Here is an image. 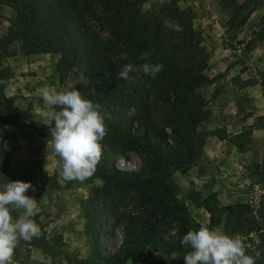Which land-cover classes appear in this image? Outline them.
Segmentation results:
<instances>
[{
	"label": "trees",
	"instance_id": "16d2710c",
	"mask_svg": "<svg viewBox=\"0 0 264 264\" xmlns=\"http://www.w3.org/2000/svg\"><path fill=\"white\" fill-rule=\"evenodd\" d=\"M152 1L1 0L12 15L6 19L5 34L0 36V81L8 82L13 76L2 63L14 56L15 50L21 56L57 55L58 83L69 71L80 70L86 84L77 89L102 105L109 128L102 142V161L95 174L84 181L89 192L78 204L90 257L73 259L72 264H136V257L145 249L168 256L172 264H183L187 250L180 239L189 230L201 227L178 200L172 174H184L196 166L207 136L238 151L249 142V127L231 136L223 126L209 133L200 129L211 115L207 100L198 90L213 82L203 74L207 55L200 45V35L192 29L187 12L176 11L179 0L142 11V6ZM259 1L220 0L231 11L225 33L234 38ZM167 19L177 29L168 26ZM259 24L254 37L245 43L246 50L264 38V16ZM100 32H106V37ZM145 51L151 54L149 59L139 60ZM122 52H127V60L116 59ZM129 62L137 66L145 62L162 64L163 70L154 78L141 73L135 83L129 84L118 78L122 66ZM260 73L264 76V70ZM6 84H0V182H6L5 177L20 180L8 169L10 154L4 149L5 143L15 142L14 116L18 113L15 97L4 93ZM27 121L34 133L48 137L51 123ZM128 154L137 157L138 169L118 166L117 157L127 161ZM47 179L44 184L50 186ZM187 198L207 214L204 227L221 225L229 236L239 235L249 245V252H262L256 264H264V194L259 196L255 210L240 204L220 207L212 196L201 198L195 192ZM35 222L42 231V225ZM118 228L121 238L117 249L103 256L100 237H112ZM26 244L50 248L43 236ZM59 246L61 238L54 236L51 258Z\"/></svg>",
	"mask_w": 264,
	"mask_h": 264
},
{
	"label": "rangeland",
	"instance_id": "374dc122",
	"mask_svg": "<svg viewBox=\"0 0 264 264\" xmlns=\"http://www.w3.org/2000/svg\"><path fill=\"white\" fill-rule=\"evenodd\" d=\"M167 1L155 0L141 9L144 11ZM175 9L187 12L192 29L200 35V45L207 55L203 74L213 79L212 83L198 90L207 100L211 115L209 122L200 129L209 133L214 127L223 126L231 136L250 128L249 142L241 151L207 136L203 156L196 166L190 167L184 174H172L178 186V200L186 206L192 219L204 227L208 216L203 209L190 203L187 198L190 192L201 198L212 196L220 207L240 204L248 205L252 210H255L259 196L264 194V87L260 85L264 78L260 73L264 70V38L257 41L252 49L244 48L245 43L254 37L252 34L258 31L259 20L264 16V0L253 8L234 38L225 33V22L231 11L224 8L220 0H179ZM11 15V9L1 4L0 0V36L5 34L6 19ZM166 24L177 29L172 20L167 19ZM100 34L106 37V32ZM13 48L16 49V45ZM57 61V55L21 56L15 50L14 56L2 63L3 68L13 74L5 85L4 93L15 97L18 109L14 116L15 142L4 144V149L10 154L8 169L20 176V180L31 181L35 188V191L29 190L26 194L38 200V212L33 219L42 225L39 237L43 236L50 246L45 250L21 242L12 264H72L73 259L87 260L90 257L78 208L79 201L89 192V185L79 181L66 182L59 176L62 161L50 146L47 149L51 133L47 138H41L27 121L36 125L50 124L48 113L54 109L44 104L41 89L63 91L85 86L81 71L75 69L69 71L59 84L55 72ZM117 164L134 170L140 165L133 154H128L127 161L117 157ZM46 178L50 186L44 184ZM92 183L99 185L98 181ZM15 214L18 217L23 212ZM215 228L222 230L221 225ZM54 236H60L61 246L51 258L49 252H55L52 248ZM120 238V228L112 237L101 236V254L108 256L113 253ZM170 262L168 256L148 249L136 257V264H172Z\"/></svg>",
	"mask_w": 264,
	"mask_h": 264
},
{
	"label": "clouds",
	"instance_id": "9594fccd",
	"mask_svg": "<svg viewBox=\"0 0 264 264\" xmlns=\"http://www.w3.org/2000/svg\"><path fill=\"white\" fill-rule=\"evenodd\" d=\"M148 51L139 60L147 61ZM117 60H127L122 52ZM163 70L162 64L145 62L137 66L129 62L122 66L118 78L129 84L135 83L140 74L153 78ZM0 81V84H6ZM45 105L53 108L48 113L51 123V141L48 146L62 161L59 176L66 182H84L91 178L103 158L104 144L109 128L99 102L87 98L73 87L69 90H40ZM0 182V264H12L15 251L21 242H31L41 235L40 226L33 217L38 212V200L27 195L35 191L31 181L8 180ZM23 214L14 218V213ZM187 250L183 264H256L262 252L253 249L239 236H229L218 228L201 227L189 230L180 239Z\"/></svg>",
	"mask_w": 264,
	"mask_h": 264
},
{
	"label": "crops",
	"instance_id": "0c3cea01",
	"mask_svg": "<svg viewBox=\"0 0 264 264\" xmlns=\"http://www.w3.org/2000/svg\"><path fill=\"white\" fill-rule=\"evenodd\" d=\"M260 114V113H259Z\"/></svg>",
	"mask_w": 264,
	"mask_h": 264
}]
</instances>
